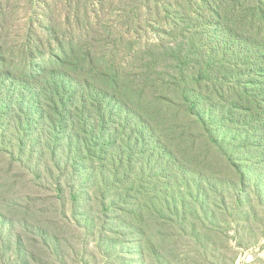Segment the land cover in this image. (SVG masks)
Listing matches in <instances>:
<instances>
[{
    "label": "rangeland",
    "instance_id": "1",
    "mask_svg": "<svg viewBox=\"0 0 264 264\" xmlns=\"http://www.w3.org/2000/svg\"><path fill=\"white\" fill-rule=\"evenodd\" d=\"M263 20L264 0H0L4 73L29 72L44 53V73L54 69L56 57H64L57 36L82 56L112 57L107 66L121 75L158 81L153 98L168 111L203 94L212 100L210 114L225 108L228 127L219 145L206 140L199 148L213 186L188 196L185 185H173L169 199L147 187L142 213L127 190L128 169L117 179L100 154L92 160L48 143L49 130L39 122L25 143L10 135V146L0 142V264H264V166L238 184L220 152L234 144V133L225 132L241 130L229 127L228 104L249 97L254 109L264 91L254 77L264 49L242 65L252 50L246 41L264 40ZM231 28L244 38L227 59ZM200 71L208 77L198 83ZM212 113L214 128H222L220 113ZM179 120L181 133L193 132L194 117L184 112ZM101 142H94L98 149Z\"/></svg>",
    "mask_w": 264,
    "mask_h": 264
},
{
    "label": "trees",
    "instance_id": "2",
    "mask_svg": "<svg viewBox=\"0 0 264 264\" xmlns=\"http://www.w3.org/2000/svg\"><path fill=\"white\" fill-rule=\"evenodd\" d=\"M228 31L226 35L230 39L225 43L227 59L235 58L237 51L233 50H237L244 38L233 28ZM53 40L64 56L56 57L54 69L44 73L47 66L44 53L40 61L32 60L34 64L27 73L8 75L0 70V142L3 147L10 146L14 140L10 135L25 143L24 138L31 135L29 127L39 122L49 130L46 132L50 137H47L48 143L57 141L59 145L62 142L58 148L65 146L78 156L92 160L100 154L99 159L103 163H110L117 179L120 172L128 169L126 179L131 188L129 186L127 190L137 196L139 213L145 207L140 201L147 187L149 191L158 190L162 197L169 199L173 185H185L189 190L188 196L203 191V184L213 186L214 176L209 175L210 166L202 159L203 152L199 148L207 144L206 140H210L209 144H220L221 131L228 128L224 124L226 110H222V105L212 110H218L222 117L219 120L223 127L215 129L217 121L210 120L214 117L212 112L210 114L212 100L203 94H196L195 99L198 100L193 102L188 98L180 110L173 106L177 110L168 111L164 100L153 98L160 89L158 81L139 80L133 75L126 77L125 73L121 75L118 70L107 66L112 57L108 60L82 56L79 46L67 47L57 36ZM260 41L251 38L246 41L252 50L243 58V66L257 58V50L264 49V40ZM257 59L256 63L261 67L254 77L260 78V83L264 85V51ZM179 60L180 63L184 62ZM185 72L181 71V76L185 77ZM206 72H196L198 76L194 81H205L208 77ZM253 103L249 97H238L228 104L230 114L227 123L229 127H234L233 123H236L241 130L225 132L230 135L234 133V144L227 148L230 154L222 148L220 152L227 159L238 184L244 182L243 179L255 172L256 168L264 166V91L256 100L254 109ZM239 111L240 118L232 119ZM184 112L186 118L194 117L192 123L190 121L193 132H180L184 127L179 119ZM7 117L8 121L5 122ZM96 117L98 125L94 132ZM71 128L70 134H64ZM195 129L198 130L194 132ZM112 133L114 135L109 138L108 135ZM7 137L10 138L8 141ZM96 138L105 141L101 142L105 143L103 148L96 147ZM47 145L51 146L49 151L55 150L52 144ZM134 176L140 180H132Z\"/></svg>",
    "mask_w": 264,
    "mask_h": 264
}]
</instances>
